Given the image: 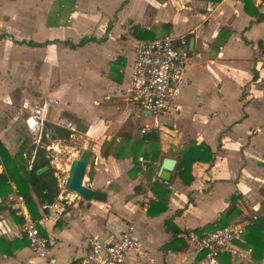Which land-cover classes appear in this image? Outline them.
I'll list each match as a JSON object with an SVG mask.
<instances>
[{"label": "crops", "instance_id": "0c3cea01", "mask_svg": "<svg viewBox=\"0 0 264 264\" xmlns=\"http://www.w3.org/2000/svg\"><path fill=\"white\" fill-rule=\"evenodd\" d=\"M253 2L264 13V2ZM164 36L185 37L190 62L174 108L149 125L140 121L138 111L151 113L126 100L123 88L136 44ZM89 37L94 40L75 47L64 42ZM258 41L264 45V19L255 21L241 0H0V110L27 103L25 125L36 107L44 122L48 106L52 119L62 111L74 114L87 126L85 141L93 142L88 143L84 184L105 192L104 200L73 193L65 212L41 227L49 253L39 258L21 232L24 218L12 207V186L6 198L0 197V264H71L84 254L89 237L111 242L128 225L134 226L139 248L127 264H207L186 243L165 244L173 230L184 240L187 230H208L206 225L219 220L235 196L240 212L229 223L242 219L245 230L214 264H264V250L260 259L252 250L254 239L264 236V46ZM33 90L51 98L36 99ZM60 97L64 107L52 104ZM52 122L47 125L73 128L71 121L67 126ZM144 127L156 131L157 144L142 139ZM10 134L0 133V141L12 155L22 150L15 149ZM192 144L207 145L213 159L194 162L188 183L187 174L184 181L160 178L169 189L167 207L149 215L150 202L157 201L152 183L162 159L177 162ZM57 146L47 144L46 150ZM37 147L28 153L23 149L28 167ZM144 150L156 156L153 173L141 156L140 171H132L133 155ZM137 185L142 188L135 192ZM30 193L38 217L40 203Z\"/></svg>", "mask_w": 264, "mask_h": 264}, {"label": "built area", "instance_id": "2783aa9c", "mask_svg": "<svg viewBox=\"0 0 264 264\" xmlns=\"http://www.w3.org/2000/svg\"><path fill=\"white\" fill-rule=\"evenodd\" d=\"M189 62L188 42L183 36L140 40L136 44L129 77L123 88L126 100L157 116L166 114L174 108L172 100L178 88L185 82L184 72ZM33 111L34 114L25 120L26 126L31 130L41 129L44 118L40 116L39 108L36 107ZM147 131L149 128L141 129L142 133ZM69 201L67 196L60 193L50 202H41V215L32 217L27 211L24 195L14 190L12 207L24 218L20 229L27 238L34 256H48L49 243L40 229L50 216L63 214ZM245 226V221H235L216 229L187 230L184 238L186 245L201 253L207 264H214L220 254L232 251L233 242L243 235ZM133 230L134 226L128 225L119 237L111 242L89 237L84 254L71 264H127L129 254L139 248Z\"/></svg>", "mask_w": 264, "mask_h": 264}, {"label": "trees", "instance_id": "16d2710c", "mask_svg": "<svg viewBox=\"0 0 264 264\" xmlns=\"http://www.w3.org/2000/svg\"><path fill=\"white\" fill-rule=\"evenodd\" d=\"M243 2L244 11L250 15L255 17V21H260L264 19V13H260L255 6L253 0H241ZM264 2V0H261ZM148 32V31H146ZM147 37H153V35L147 33ZM185 38V37H184ZM89 40H94V37L81 39L78 43L73 44L68 41H64L66 44L71 47H75L77 45H83ZM187 41V39L185 38ZM246 41V40H245ZM188 42V41H187ZM32 43V42H31ZM33 44V43H32ZM259 45H263L261 41H258ZM264 46V45H263ZM52 131H58L62 135V137H67L70 134L68 129L63 127H59L54 124H49ZM142 139L145 141H155L157 144L158 134L154 129H150L147 132H144ZM45 150L41 147H37L32 164L28 167L26 162V157L23 151H18L14 154H9L8 150L4 147L2 142L0 141V164L3 165V170L0 171V197L2 199L6 198V196L13 190L12 186H14L15 190L20 194L24 195L26 199V205L29 207L30 212L33 217H37V211L34 205L33 197L31 193L35 196L39 203L44 201H52L59 194V185L56 177L53 176V169L50 166L48 159H45ZM141 156L145 161L146 167L153 173L154 165L152 162L155 161L156 156L154 152L144 150L140 154H134L133 168L132 171L137 172L141 169V161L138 157ZM213 159L212 153L207 145L205 144H192L185 151L181 152L177 162L175 163L174 169L172 170L171 178L168 181H171L173 178L178 176L180 179H184V175L187 174L189 180H186L187 183L190 182L192 176L190 174L191 165L196 161H211ZM48 166V169L43 171L40 174L36 173V170L40 167ZM184 181V180H183ZM185 183V182H184ZM152 187L156 186L158 189L155 190L157 201H151L150 206L147 208V213L149 215H155L160 212H163L167 207V196L169 195V189L167 188L166 183L160 179L159 176L155 178L152 183ZM142 187L137 185L134 187L135 192L139 191ZM66 191L67 190H63ZM237 197H231L230 205L227 211L224 214H221L219 220L206 225L205 229H216L221 228L227 225L231 219L236 216L240 210L235 205ZM14 213L13 210H11ZM15 214V213H14ZM18 221H22L21 218H17ZM166 227L168 229V223L165 221ZM178 230H173L172 240L165 245L169 247H173L172 244L177 243L180 247L185 245V240L183 238L175 237ZM24 236V235H23ZM27 240V239H26ZM28 242V241H27ZM178 248V247H177ZM253 256L256 259H260L262 257V253L264 250V236L261 238L258 236L254 239V244L252 247ZM8 253V251H5Z\"/></svg>", "mask_w": 264, "mask_h": 264}, {"label": "rangeland", "instance_id": "374dc122", "mask_svg": "<svg viewBox=\"0 0 264 264\" xmlns=\"http://www.w3.org/2000/svg\"><path fill=\"white\" fill-rule=\"evenodd\" d=\"M182 17V13L175 16V20H178V18ZM111 46H114L115 44H110ZM97 52L91 56V58H95L97 56ZM52 87V86H50ZM33 94V97L36 98V96H42L40 98L41 101H44L45 98H51L49 96H45L41 94L40 92H37V90H33L31 92ZM37 99V98H36ZM50 100V99H49ZM40 101V102H41ZM55 101H57L58 104L62 105V107L65 106V98H56V100L52 99V104L56 105ZM29 106L27 103H23L22 105H18L16 102L13 104V106H10L9 108L6 107L2 110H0V133H4L5 135L7 133H11V139L13 141V144H15V149L18 148L22 151L32 152L31 149H33L34 146H42V148L45 150V155H51L55 154L54 158L48 157L47 159L51 160L49 161L50 165L53 169V176L56 177L58 185H59V192H62L63 196H67L68 200L72 197L73 193L69 191H63L64 190V181L67 176V171L69 168L70 161L73 158L78 157L79 153L83 149V147L89 145H92L93 142L85 141V134L87 132V126L86 124L82 123L79 118H76L74 114L67 111H62L56 119H52L50 115L52 114V106H48V112L46 115V120L44 122V126L41 129H34L32 131L28 130L26 128V125L23 122L24 116L29 111ZM139 119L143 123H149L155 124L157 121V114L151 113L148 115H143L138 111ZM16 117V118H14ZM65 118L63 121H60L59 118ZM52 121L58 122L59 124H63L67 126V123L71 121L72 123L69 125V127H73L72 129L69 128L70 134L67 137H62L58 131H52L51 127L47 125V123H53ZM139 127V124L137 125ZM138 127H136V132H139ZM68 129V128H67ZM41 133V134H40ZM45 133V134H44ZM46 133H49L46 134ZM55 133V134H51ZM96 133V132H93ZM43 134V135H42ZM13 135H15V138L13 139ZM42 136V137H41ZM17 138V143H15V139ZM22 141V142H20ZM55 143L58 146L56 147V150H46V145ZM24 149V150H23ZM27 158V155H26ZM235 221H244L242 219L235 220ZM233 221V222H235Z\"/></svg>", "mask_w": 264, "mask_h": 264}, {"label": "water", "instance_id": "95a60500", "mask_svg": "<svg viewBox=\"0 0 264 264\" xmlns=\"http://www.w3.org/2000/svg\"><path fill=\"white\" fill-rule=\"evenodd\" d=\"M144 112L149 113V111ZM89 158L90 149L88 147H84L79 153L78 157L73 158L70 161L63 187L65 190L79 195L86 200H104L105 192L99 189H92L84 184V177ZM175 163L176 161L173 158H163L157 172L158 176L162 180L168 181L170 179L171 172L174 169ZM47 169L48 166L41 167L36 170V173L40 174Z\"/></svg>", "mask_w": 264, "mask_h": 264}]
</instances>
